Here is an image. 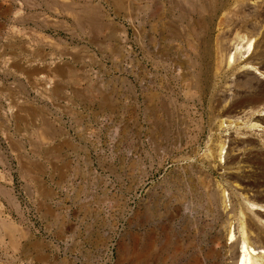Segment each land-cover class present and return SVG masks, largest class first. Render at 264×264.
<instances>
[{"label":"rangeland","instance_id":"374dc122","mask_svg":"<svg viewBox=\"0 0 264 264\" xmlns=\"http://www.w3.org/2000/svg\"><path fill=\"white\" fill-rule=\"evenodd\" d=\"M228 32L264 64V0H0V264L232 263L209 206L236 168L212 110Z\"/></svg>","mask_w":264,"mask_h":264},{"label":"bare ground","instance_id":"6f19581e","mask_svg":"<svg viewBox=\"0 0 264 264\" xmlns=\"http://www.w3.org/2000/svg\"><path fill=\"white\" fill-rule=\"evenodd\" d=\"M200 31L201 29L196 30L195 34H183L182 31L180 38L191 49L190 56L187 55L186 58L202 57L203 51L198 45L202 36ZM251 37L253 36L251 35ZM255 39L238 32L220 34L216 40L213 55L212 73L216 80V94L212 110L217 111L219 118L221 117L219 126L222 129L235 131L228 133L229 137L221 136L222 139L218 145L220 153L218 154L221 159V167L222 164H225V166L234 165L236 168L224 176L227 188L224 187L225 189L219 194H216L217 191L209 193V206L218 218L225 219L228 223L227 231L230 234L229 244L232 251L231 264H262L261 261L264 260V183L256 180L258 170L261 169L258 164L264 166V163L257 162L259 157L264 159V64L254 62L252 59L255 47H257ZM257 45L259 46V44ZM188 60L190 61V59ZM173 67L176 78L181 79L183 83L182 90L185 98L190 100L198 94V86L193 83H185L187 74L184 64L176 63ZM172 100L179 110L177 99ZM243 126L250 127L249 131H245V128L242 130ZM234 127L237 129L235 130ZM184 145V142H181L176 150L183 149ZM210 152L205 156L209 163L208 160L216 158L215 155V158L212 157ZM192 155L193 152L189 151L181 156L188 160ZM212 166L213 169L217 167L216 165ZM187 167L189 168V166ZM225 169L224 172L228 170ZM226 189H230L231 192L227 193Z\"/></svg>","mask_w":264,"mask_h":264},{"label":"water","instance_id":"95a60500","mask_svg":"<svg viewBox=\"0 0 264 264\" xmlns=\"http://www.w3.org/2000/svg\"><path fill=\"white\" fill-rule=\"evenodd\" d=\"M123 236H124V234H123V233H121V234H120V237L122 238Z\"/></svg>","mask_w":264,"mask_h":264}]
</instances>
